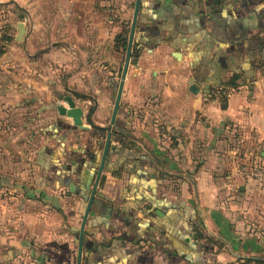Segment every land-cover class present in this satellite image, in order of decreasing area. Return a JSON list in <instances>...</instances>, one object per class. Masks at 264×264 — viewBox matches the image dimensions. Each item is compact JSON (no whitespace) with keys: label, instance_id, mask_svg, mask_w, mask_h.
Here are the masks:
<instances>
[{"label":"crops","instance_id":"0c3cea01","mask_svg":"<svg viewBox=\"0 0 264 264\" xmlns=\"http://www.w3.org/2000/svg\"><path fill=\"white\" fill-rule=\"evenodd\" d=\"M135 5L0 0V67L23 79L0 92V264L78 263L90 164L79 172L75 159L86 147L98 151L93 126L109 128L123 71L117 40L129 41ZM255 34L264 41V0H141L117 117L130 133L103 172L81 264H264V193L243 178L237 158L264 160ZM235 71L245 72L241 86H220ZM48 72L66 93L58 101L89 108L86 128L76 130L81 144L73 133L56 138L63 145L46 162L43 147L30 150L28 123L14 118L46 104L34 94ZM58 115L51 126H74ZM207 240L216 244L210 250Z\"/></svg>","mask_w":264,"mask_h":264},{"label":"rangeland","instance_id":"374dc122","mask_svg":"<svg viewBox=\"0 0 264 264\" xmlns=\"http://www.w3.org/2000/svg\"><path fill=\"white\" fill-rule=\"evenodd\" d=\"M126 36L128 37V34ZM17 46L21 47L20 45H16L14 47H17ZM122 56H123L122 61L120 63L121 71L123 70L124 63H125V58H126L125 52H123ZM121 75H122V72L120 73V76ZM20 80H23L22 75L20 73L13 71V70H9V69L6 72L5 69L0 67V92L4 91L3 90L4 85L10 84V82L19 83ZM45 80L46 81H44V84L42 83L43 88L36 89L35 92L37 94H34V95L39 96V98L41 100H46L47 102H53V104L48 105V103L46 102L45 105L33 104L31 107L29 106V108L24 110L23 114H26L24 117L21 118V117L15 116L14 120H16V121L14 124L20 126L23 119H25V122L28 123L27 126H29L27 138L29 139V143L31 146L30 150H35V149L39 148V146L41 147L40 150H42V147H43L44 151H45L44 156H45L46 162H48V160H53L52 154L55 153L54 151H52V150H54L53 148H58V147H60V144H61V143L57 144V141L55 142L54 140H56V138H57L59 141V137H60V138H64V141H65L66 138H69L71 136V133H73V134H75V136H77L76 135L77 131L76 130H72V131L69 130L68 131L67 129H61V130L57 129L56 125L59 122H62L65 125L72 126L63 120L58 121L54 124V126H51V123L54 122V118L56 119L59 116L56 107L63 105L66 108H68V104L63 100L58 101L56 98L57 97L56 95L59 92L64 93V89L62 88V84L59 83V85H58V83H55V82H57V78H55V76L53 74L48 72L45 75ZM120 81H121V77H119V81H117V83L114 86L113 91H112V93H113L112 94V100H111V102L113 104L112 105L113 107L111 108L112 112H113L114 103L116 100ZM64 94L66 95V93H64ZM13 95H16V91L13 92ZM29 95H31V93H29ZM67 95H72V94H67ZM31 96H33V94ZM75 98L79 102V104H81V102L83 101L82 99H79L76 96H75ZM67 121H69V120H67ZM69 122H71V121H69ZM24 126H25V124H24ZM57 130H59V131H57ZM52 132L55 134V137L53 138V140L47 138V136H49V134H51ZM41 137H44V138L41 139ZM84 137L87 138L88 135H84ZM89 137H91V140L94 138L92 135H90ZM2 138L5 139V137H2ZM79 138L80 137L78 136L75 139H79ZM39 142H40V145H39ZM61 145H63V144H61ZM50 149H52V150H50Z\"/></svg>","mask_w":264,"mask_h":264},{"label":"trees","instance_id":"16d2710c","mask_svg":"<svg viewBox=\"0 0 264 264\" xmlns=\"http://www.w3.org/2000/svg\"><path fill=\"white\" fill-rule=\"evenodd\" d=\"M253 39H249L251 41H254L258 46V49H260V54L258 58H254V63L258 65L259 69L264 73V41L261 39V35L260 34H255L253 35ZM117 43H120V45H122L124 52H127L128 49V38L127 36H120L117 40ZM245 43V41L243 42ZM240 43V44H243ZM134 64V62H133ZM245 72L244 71H235L234 75L227 81V82H221L220 86H226L232 89H236L237 87L241 86V83L243 81ZM222 109L226 110L227 109V97L225 95H222ZM124 112L122 106L120 107L119 110V114H122ZM56 128L61 130V129H67L68 131H72V130H77L78 127L76 126H69V125H65L62 122H59L56 125ZM94 128V132L95 134L98 136V151L97 152H93L90 150L89 147H86L84 150V153L82 154V156L77 157L75 159V161L78 163V165L80 166L79 172H81V168H83L84 164H90V180H88V188L87 191L89 194H91L92 191V187L94 185L96 176L98 174V170H99V164H100V160H101V154L102 151L104 149V145H105V141L107 138V134H108V129L107 128H99L96 126H93ZM120 128H123L124 134H122L121 132H119L118 130ZM57 130V131H59ZM130 128L120 120L118 119L116 122V125L112 131V140H111V145H110V149H109V155H108V159H107V164H106V170H107V165L109 162V156L112 153H115L118 150V146L122 145L123 140L126 138V135H128L130 133ZM78 137V136H76ZM64 139V138H61ZM78 142L81 144L80 139L78 140ZM119 143V144H117ZM89 166V165H88ZM103 177L101 178V182H103ZM90 196V195H89ZM89 199V197H87ZM209 243L211 244H215V242L211 241V240H207L206 244H205V249L206 250H210V246L208 245ZM218 243V242H217ZM216 245V244H215ZM218 247V245H217ZM214 251V249H213ZM252 262H256L259 264H262V262H258V261H247V263H252Z\"/></svg>","mask_w":264,"mask_h":264},{"label":"water","instance_id":"95a60500","mask_svg":"<svg viewBox=\"0 0 264 264\" xmlns=\"http://www.w3.org/2000/svg\"><path fill=\"white\" fill-rule=\"evenodd\" d=\"M140 3H141V0H136L133 23H132L130 38L128 41V49H127V53H126V60H125L124 68L122 71L121 81L119 83L116 100L114 103V108H113V112H112V116H111V120H110V126L108 128L109 131H108L107 138L105 141L104 149L102 151L98 174L96 176L95 183L93 185L90 197L88 199V203H87L85 214H84L83 223L81 226L79 256H78V263L77 264H81V258H82L81 255H82L83 244H84V229L86 226L88 216L91 212V208L93 206L95 196L97 194L98 187H99L103 172L105 171V167H106V163H107V159H108V155H109V149H110V145H111V140H112V131H113V128L117 122V117H118L119 110L121 107V99H122L123 89H124V85H125V80L127 78L128 70H129V67L131 64L133 45H134V35H135L137 20H138V16H139ZM191 92L197 93V89L195 86L191 87ZM88 108H89V103H85L82 107H76L72 101H68V108H66L63 105H60L58 107V112H59L60 116L68 117V118L72 119L74 126L78 127L79 129H85L86 126L83 125V116H84V113L88 110Z\"/></svg>","mask_w":264,"mask_h":264},{"label":"built area","instance_id":"2783aa9c","mask_svg":"<svg viewBox=\"0 0 264 264\" xmlns=\"http://www.w3.org/2000/svg\"><path fill=\"white\" fill-rule=\"evenodd\" d=\"M237 158L240 162V172L247 181H254L264 193V160L255 153H239ZM207 262L212 261V255L206 254Z\"/></svg>","mask_w":264,"mask_h":264}]
</instances>
